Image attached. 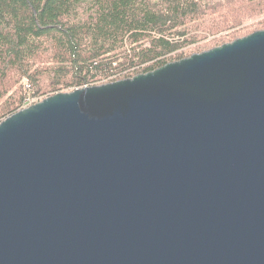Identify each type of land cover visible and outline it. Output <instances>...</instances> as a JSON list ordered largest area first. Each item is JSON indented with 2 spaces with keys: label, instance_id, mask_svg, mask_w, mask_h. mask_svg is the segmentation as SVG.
Instances as JSON below:
<instances>
[{
  "label": "water",
  "instance_id": "1",
  "mask_svg": "<svg viewBox=\"0 0 264 264\" xmlns=\"http://www.w3.org/2000/svg\"><path fill=\"white\" fill-rule=\"evenodd\" d=\"M0 264H264V27L2 118Z\"/></svg>",
  "mask_w": 264,
  "mask_h": 264
},
{
  "label": "trees",
  "instance_id": "2",
  "mask_svg": "<svg viewBox=\"0 0 264 264\" xmlns=\"http://www.w3.org/2000/svg\"><path fill=\"white\" fill-rule=\"evenodd\" d=\"M262 13L264 0H0V120L27 87L44 97L145 72L199 37L248 33L237 26Z\"/></svg>",
  "mask_w": 264,
  "mask_h": 264
},
{
  "label": "rangeland",
  "instance_id": "3",
  "mask_svg": "<svg viewBox=\"0 0 264 264\" xmlns=\"http://www.w3.org/2000/svg\"><path fill=\"white\" fill-rule=\"evenodd\" d=\"M263 18H264V13H262L260 15H257V16H254L251 19H248L243 24H241V25H239L237 27H241L242 25L253 23L252 26L250 27L249 32H251V31H253L255 29L263 28L264 26H260V25H256L255 24V22H258V21L262 20ZM228 30H222V31H219V32L214 33V34H209V35H206L204 37H199L195 41H193V42H191V43H189L187 45H184L183 49H181L183 51V56H187L190 53H193V52H196V51H201L203 49H207V48L212 47L214 45L220 44V43L216 44L215 43V39L221 37L222 35H224ZM245 34H247L246 31H245V33L243 35H245ZM239 36H242V35H239ZM226 41H230V40H226ZM226 41H223V42H226ZM175 59H178V58H175ZM172 60H174V59H172ZM136 73H138V72H136ZM136 73H134V74H136ZM22 81H24V78H22ZM25 86L27 87L28 84L26 83ZM27 89H28V91L32 90V89H30V87H27ZM38 96H40V95H38ZM43 96H45V95H43Z\"/></svg>",
  "mask_w": 264,
  "mask_h": 264
},
{
  "label": "built area",
  "instance_id": "4",
  "mask_svg": "<svg viewBox=\"0 0 264 264\" xmlns=\"http://www.w3.org/2000/svg\"><path fill=\"white\" fill-rule=\"evenodd\" d=\"M87 84H84L82 86H85ZM42 97L41 96H38L36 95L34 92H32L31 90L27 92V95L26 97L24 98V101H23V104H22V107L23 106H27L28 104L30 103H33V102H36L38 100H40Z\"/></svg>",
  "mask_w": 264,
  "mask_h": 264
}]
</instances>
